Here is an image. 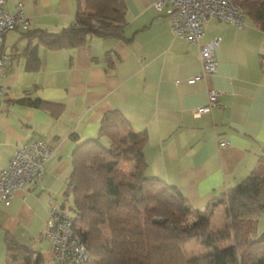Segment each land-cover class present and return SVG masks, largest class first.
Returning <instances> with one entry per match:
<instances>
[{
	"label": "crops",
	"instance_id": "0c3cea01",
	"mask_svg": "<svg viewBox=\"0 0 264 264\" xmlns=\"http://www.w3.org/2000/svg\"><path fill=\"white\" fill-rule=\"evenodd\" d=\"M123 2L121 38L91 35L82 44L52 49L27 32L56 33L73 24L76 0H4L8 12L21 5L29 27L3 36L9 59L0 78V170L19 145L42 140L52 151L41 187L14 191L8 205L0 200V255L7 261V233L40 253L35 248L45 239L47 208L63 201L72 152L96 136L107 111L145 132L146 175L175 186L195 209L240 183L264 155V30L246 15L242 28L209 18L199 43L218 38L216 69L189 83L201 72L197 44L175 37L168 12L155 10L151 0ZM27 48H35L36 60L24 54ZM211 89L220 92L219 105L195 115ZM34 99L59 103L61 110L53 115L16 102ZM225 222L220 205L211 224ZM253 231L264 234V213Z\"/></svg>",
	"mask_w": 264,
	"mask_h": 264
},
{
	"label": "trees",
	"instance_id": "16d2710c",
	"mask_svg": "<svg viewBox=\"0 0 264 264\" xmlns=\"http://www.w3.org/2000/svg\"><path fill=\"white\" fill-rule=\"evenodd\" d=\"M264 30V0H231ZM73 24L52 33L27 32L48 48L82 44L87 36H123V0H76ZM36 60L35 48L25 51ZM56 115L61 104L16 100ZM145 132H136L120 112L102 115L95 137L79 142L60 207L71 198L75 233L86 245L87 264H264V234L255 236V219L264 213V155L240 183L195 209L175 187L146 175ZM224 206L226 222L211 224ZM195 240L208 248L188 258L184 244ZM6 264H42L10 234L5 236Z\"/></svg>",
	"mask_w": 264,
	"mask_h": 264
},
{
	"label": "built area",
	"instance_id": "2783aa9c",
	"mask_svg": "<svg viewBox=\"0 0 264 264\" xmlns=\"http://www.w3.org/2000/svg\"><path fill=\"white\" fill-rule=\"evenodd\" d=\"M155 10L166 9L169 26L175 37L197 44L201 62V72L190 78L192 83L196 79L212 74L216 69L214 48L218 45V38H212L200 44L204 34V25L209 18L232 23L236 28L245 25V13L240 6L231 0H151ZM4 0H0V78L9 55L2 52L4 33L13 28L27 30L29 19L20 4L14 6L13 12L3 7ZM5 94V88L0 84V95ZM220 92L211 89L208 102L197 107L193 113L207 112L218 106ZM225 145L226 142H220ZM51 149L42 140L22 144L16 147L8 163L0 170V200L4 205L11 201L14 191L23 189L28 184L41 187L40 178L44 165L51 155ZM73 216L58 205L51 204L47 208L44 237L51 242V257L57 264H87L89 253L86 245L75 233Z\"/></svg>",
	"mask_w": 264,
	"mask_h": 264
},
{
	"label": "rangeland",
	"instance_id": "374dc122",
	"mask_svg": "<svg viewBox=\"0 0 264 264\" xmlns=\"http://www.w3.org/2000/svg\"><path fill=\"white\" fill-rule=\"evenodd\" d=\"M71 206H72V200L71 198H69L66 201V211L72 214L73 211L71 209ZM44 238L45 239H43L41 243L39 242L37 243V247L35 248V250L40 251L42 258H43L42 264H57L55 261H53L51 257V247H52L51 242L46 237ZM184 250H185L186 256L190 258L192 256L197 255L198 253L206 252L208 248L197 243L195 240H191L184 244ZM6 262H7L6 256L0 255V264H6Z\"/></svg>",
	"mask_w": 264,
	"mask_h": 264
}]
</instances>
